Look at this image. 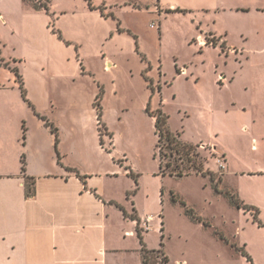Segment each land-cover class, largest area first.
I'll use <instances>...</instances> for the list:
<instances>
[{"label":"rangeland","instance_id":"rangeland-1","mask_svg":"<svg viewBox=\"0 0 264 264\" xmlns=\"http://www.w3.org/2000/svg\"><path fill=\"white\" fill-rule=\"evenodd\" d=\"M50 1L51 12L92 8L119 32L99 45L115 63L112 71L104 73L98 58L90 61L104 88L93 96L89 75L73 89L66 85V161L89 172L112 164L123 173L122 161L143 177L159 173L160 161L169 164L163 239L142 235L155 249L149 264H164L165 253L168 264H264V178L247 177L264 170V55L254 54L264 48V12L256 8L264 0H209V8L196 0ZM169 2L177 11L166 8ZM220 75L227 84L219 83ZM159 111L169 132L194 147L205 177L156 148ZM253 118L254 129L245 133L241 125ZM223 154L230 164L227 184L217 181L216 159ZM175 171L183 176H169ZM126 183L135 185L119 178L121 191Z\"/></svg>","mask_w":264,"mask_h":264},{"label":"crops","instance_id":"crops-1","mask_svg":"<svg viewBox=\"0 0 264 264\" xmlns=\"http://www.w3.org/2000/svg\"><path fill=\"white\" fill-rule=\"evenodd\" d=\"M196 2L199 8L213 6L209 0ZM50 8V13L42 10L38 0H0V264H142L132 218L150 221L152 230L141 236L164 234L166 176L155 171L140 176L122 161L123 173L112 164L105 171L89 172L66 161V85L73 89L76 79L89 75L96 96L104 81L90 61L98 58L102 71L110 73L115 63L100 47L119 32L92 8ZM166 8L177 7L169 2ZM256 8L264 12V6ZM104 23V30H96ZM66 41L79 44V49ZM256 53L264 55V48ZM46 123L56 129L57 142ZM255 123L253 118L241 130L251 132ZM222 158L220 176L227 184L230 164L225 154ZM123 177L135 185L126 183L121 191L118 179ZM247 177L264 178V170ZM26 180H33L29 197ZM144 238L145 248L155 251Z\"/></svg>","mask_w":264,"mask_h":264},{"label":"trees","instance_id":"trees-1","mask_svg":"<svg viewBox=\"0 0 264 264\" xmlns=\"http://www.w3.org/2000/svg\"><path fill=\"white\" fill-rule=\"evenodd\" d=\"M89 1L90 0H86ZM40 8H42L44 11H46L47 13L49 12V7H48V0H38ZM90 5V3H89ZM174 11H177L174 10ZM59 38H61V35L57 32ZM16 78L18 80V83L20 84L21 87V92H22V96L24 98V100L27 102V100L25 99V91L23 90V86H22V80H21V76L19 75L18 71L16 69L13 70ZM28 103V102H27ZM29 104V103H28ZM31 106V105H30ZM158 118L156 120V134L158 136L157 139V143H156V148L159 147V149H161L162 147L167 148L168 150H170V156L173 157V155L178 158V159H182L183 161L185 160L186 162H189L191 164V167H193V169L201 174L202 176H206V172H204L202 170V163L198 162V154L195 152L194 147L188 144H184L181 143L177 138H175L173 136V134H171L166 126V117L165 115L162 114V112H158ZM46 125L50 128L51 132L55 135L56 137V142H57V136H56V129L54 128V126L46 123ZM169 167V164H166L165 167L163 166L162 162H159V174L161 176H165L166 175V168ZM175 169H178V166H175ZM22 170H24V168L22 167ZM209 175V179L211 182L215 183L214 181V174L213 173H208ZM130 176H132V178L134 179L135 182H137L136 176H133L131 174V172L129 173ZM175 176V177H182L183 173L182 171H175V172H170L169 176ZM217 181H221V178L219 177V179ZM26 193L27 196H32L33 195V180H26ZM227 194V192L225 193ZM232 199H234V203L235 205H237V207L240 206V203L235 200L234 196L231 195L230 196ZM249 209V208H247ZM253 210V212H255L256 216L258 215V211L254 208H251ZM192 213V211H189ZM124 215H126V213L123 211ZM134 220H136L137 222V227H136V231H137V235L139 238V242L141 244V253H142V264H149V253H152L153 251H148L142 241V236H141V230L139 229V221L136 218H132ZM161 238L163 239V234H161ZM167 262V259L164 258V264Z\"/></svg>","mask_w":264,"mask_h":264},{"label":"built area","instance_id":"built-area-1","mask_svg":"<svg viewBox=\"0 0 264 264\" xmlns=\"http://www.w3.org/2000/svg\"><path fill=\"white\" fill-rule=\"evenodd\" d=\"M156 25H157V24H156L155 22H152V23L150 24V27H156ZM200 43L206 45V43H205L203 40H200ZM229 50H230L231 52H235V49H234V48H229ZM106 69H108V67H107ZM181 73L184 74L185 71H182ZM218 81H219V83H224V82L226 81V79H225L224 76L220 75V76L218 77ZM216 161H217L218 168H219L218 173H219V175H221V173H222V171H223V169H224V160H223L222 157H219V158L216 159ZM139 229H140L141 232H143V233H144V232H149V231H151V230H152V226H151V224H150V221H149V220H141V221L139 222Z\"/></svg>","mask_w":264,"mask_h":264}]
</instances>
